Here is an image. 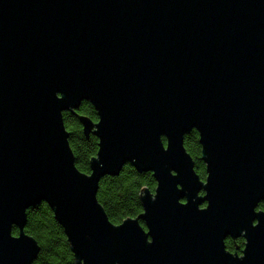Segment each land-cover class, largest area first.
I'll return each instance as SVG.
<instances>
[{
	"label": "water",
	"instance_id": "1",
	"mask_svg": "<svg viewBox=\"0 0 264 264\" xmlns=\"http://www.w3.org/2000/svg\"><path fill=\"white\" fill-rule=\"evenodd\" d=\"M83 102L90 173L64 122ZM127 164L157 187L115 225L97 195ZM263 201L264 0H0V264H34L43 202L78 264H264Z\"/></svg>",
	"mask_w": 264,
	"mask_h": 264
},
{
	"label": "trees",
	"instance_id": "2",
	"mask_svg": "<svg viewBox=\"0 0 264 264\" xmlns=\"http://www.w3.org/2000/svg\"><path fill=\"white\" fill-rule=\"evenodd\" d=\"M78 115L89 116L93 121H98L99 117L94 106L89 102H83L76 113H64V122L70 132L69 140L76 158V166L82 172L90 173V161L97 155L99 140L93 134L85 135ZM185 147L195 161L196 172L205 179L206 168L201 160L202 148L197 130L194 129L186 135ZM156 187L157 182L151 172H140L131 164H127L119 175L103 178L97 197L110 221L119 225L127 218H137L143 213L141 201L143 190L147 188L154 192ZM258 210H264V201L259 204ZM27 214L25 232L33 236L41 246L34 264H78L64 228L47 203L43 202L31 207ZM141 223L145 225L143 221ZM18 233V228L14 227L13 234ZM226 245L229 251L241 253L244 248V239L227 238Z\"/></svg>",
	"mask_w": 264,
	"mask_h": 264
}]
</instances>
